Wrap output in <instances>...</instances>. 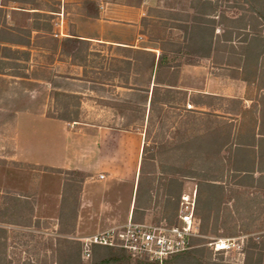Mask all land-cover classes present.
<instances>
[{"label":"crops","instance_id":"crops-1","mask_svg":"<svg viewBox=\"0 0 264 264\" xmlns=\"http://www.w3.org/2000/svg\"><path fill=\"white\" fill-rule=\"evenodd\" d=\"M8 3L9 5L6 6L0 0V12L3 11V15L0 13V27L3 21L8 28L20 27L18 24L22 22L23 25L27 26V29L31 30L30 14L45 13L41 10L19 8L13 1ZM78 3L77 0H61L63 5H61V10L64 5L69 8L65 14L64 9L62 10L66 21H68L69 30L66 33L64 32L60 38L76 37L86 41L89 43L88 52L94 51L91 47L95 44L108 46L111 50L116 49L120 52L117 58L119 63L122 64L129 61L133 65L136 62L135 58L138 53H150L156 57L159 55L158 48L141 45L143 36L140 30L144 17V7L142 5L128 6L109 0L99 1L96 5V17H89L85 9H81L80 12L75 11V8L80 6ZM107 27L118 31L115 34H108ZM41 34H44L43 31L32 29L30 32L31 37L28 38L26 44L0 42L1 48L17 49L25 52L28 56L25 63L11 68L23 67L27 75L33 67H36L35 63H31V58L34 52L39 51H36L37 49L32 46V38L34 35ZM4 60L7 61V59ZM73 67L80 69V71L83 68L78 64L70 65V68ZM213 67L218 68L212 64L211 68L213 69ZM220 68L229 72L226 75L228 79L225 82L222 78L216 77L203 79L204 67L202 64H183L180 66L179 69L185 77V83L181 85L178 75L179 78L173 86L184 94L182 105L184 110L179 112L178 109H174L173 112H167V120L173 116L180 118L182 121L181 125L175 123L173 127H167L168 142L175 143L176 136L172 132L176 134L181 132L182 150L184 152L193 149L205 150L207 142L205 139L201 140V137L212 133L214 134L215 150H233L236 147V141L234 140H236L238 134L241 113L251 110L250 115L255 120L254 150L257 151L259 148L264 150V85L263 89L257 91L254 84L247 86L244 81L233 77L231 67L220 66ZM11 70L0 71V81L6 79V83H12V81L27 82L31 80L29 77L25 78V76L10 73ZM69 76L73 77L72 74ZM75 77L80 78V75H75ZM115 78L117 79V77ZM120 78L121 82L115 84H111L109 81L95 83L96 81L90 79H87L85 83L105 89L112 87L115 91H124L123 93L126 94L129 90L125 88V78ZM70 79L72 81H82L81 79ZM70 79L66 78V80ZM130 79L131 74L127 78L128 87H131L132 81ZM33 81L47 84L46 81ZM153 85L151 81L150 91ZM237 85L239 86L238 95L235 94L234 90ZM53 89L59 90L56 85L53 86ZM87 89V92L90 93L88 97L91 98L89 101L93 104L103 99V97L95 95L94 88L87 87ZM70 93L84 96L79 92ZM24 98V95L17 97L10 96V93H2L0 94V103L11 104ZM13 110L12 113L10 112L8 123H3L6 128H4L5 130L2 129L0 134L3 135L7 148L10 149L5 160L13 164L41 167L43 171L40 175L50 173L58 177L60 187L56 199V213L59 209L62 194L60 189L62 190L64 183L63 172L78 171L85 175L78 198L75 234L91 238L111 229L123 227L129 220H132L134 210L137 212L135 222H147L148 216H150L148 214L154 204L153 199L156 197L159 202L155 209L156 221H158V224L169 225L166 216L163 214L164 200L169 197L172 200L171 197L175 196L173 194H177V192L180 193L179 199L182 195H185L183 193L185 181L181 183L180 180H177L170 183L161 178L155 180H147L146 178L143 180V173L152 174L149 170L151 165L146 170L141 168L142 149L148 136L147 111L140 126L131 124L130 128L122 129L119 127L120 121L123 119L122 116H115L110 112L104 113L111 115L113 121L111 126L104 122H83L80 120L78 122H63L48 117L44 112L31 111L28 107ZM33 124H37L39 128H36ZM40 125H42V128ZM48 125L52 127L48 128ZM156 125L158 127L157 121L151 128L152 131H155V128L157 129ZM53 127L56 129L55 132L51 131ZM224 127L226 131H229V143L223 147L222 129ZM172 135L174 136L173 139L169 137ZM196 138L198 139L196 140ZM36 140L39 146L35 145ZM36 151H38L37 155L35 154ZM156 166L158 164L154 166L155 170L158 171ZM145 167H147V164ZM99 176H102V178H99ZM123 190L130 191L128 202L123 199ZM193 191L196 190H192L190 194ZM120 206L123 208L118 210ZM44 219L50 220L46 217Z\"/></svg>","mask_w":264,"mask_h":264},{"label":"rangeland","instance_id":"rangeland-1","mask_svg":"<svg viewBox=\"0 0 264 264\" xmlns=\"http://www.w3.org/2000/svg\"><path fill=\"white\" fill-rule=\"evenodd\" d=\"M9 1L15 2L16 6L19 8H30L44 11L45 13H32L29 16L31 18L30 29H39L40 31H43L44 34L34 35L32 38V46L39 52H34L31 58V63H35L36 67H33L27 75L23 70V67L11 68L12 66H18V64H23L27 61L28 56L25 52L5 47L10 48L13 52L17 53L15 55L13 53H9V57L3 58L7 52L0 49V71L3 72L6 69H12L10 73H15L31 79L27 82L12 81V83H6V79H3L4 81H0V94L10 93V96H25L24 99L16 100V102L11 104L0 103V134L2 129L6 128L3 123H8L11 113L14 111L13 109H19L22 107H28V109L37 113L44 112L51 118L61 115L72 116L74 115V112H77L80 121L104 122L110 126L113 125L111 115L104 112H110L115 116L118 115L116 109H112L110 105H125V101H127L126 94L123 93L124 91H115L112 87L105 89L96 85L90 86L85 82L87 79H90L99 83L102 81H109L111 84H115L116 82H121L120 77L125 78L126 76L128 78L130 74L131 79H134L132 73L127 75L125 71H122L124 70V65L119 63V59L117 58L120 52L116 49L111 50L108 46L95 44L91 47L94 51L86 53V64L85 67L81 68L82 71L75 67L70 68V65H80V63L61 52L60 44L65 38H60L61 36L54 37V34L59 33V29L55 26L57 23V17L54 16V13L48 12L51 8L57 11H59V9L61 10V0H31V4L22 3L24 0H1V3L8 6ZM85 1L82 0L80 2V0H77L80 6L75 8V11L80 12L81 9H85L87 14H94L98 2L105 0H87L86 2L88 3ZM109 1L123 4L128 3L133 4V6H137V0ZM180 1L182 2L180 3ZM141 5L144 7V17L142 19L144 21L141 24L140 30V33L143 36V43L141 45L156 47L160 53V46H164L167 40H180V33L168 26L170 24L178 23L181 18L183 19L186 11L191 14V11L187 10L188 1L142 0V3L138 6ZM62 8L64 9V14L67 9H69L65 5ZM0 13L3 15V11ZM148 13L152 16L149 17L147 15ZM62 20L61 34H64V32L66 33V31L69 30V25L64 15ZM19 23L20 24L18 25L20 27L8 28L3 21L0 27V42L8 44H26L28 38L31 37V30L27 29V26L23 25L22 22ZM46 28H49V30ZM117 31V29L107 27L108 34H115ZM4 59H7V61ZM177 59L178 57H176V55L169 54V56H167L168 62H172ZM28 62H30V60H28ZM199 64H202L204 67L203 79L216 77L220 79L222 78L223 82L228 79L226 78V75L229 73L228 70L220 67H213L212 69V63L210 60H201L196 65ZM116 68H119L120 70L115 73L110 71L111 69ZM70 74H72L73 77H70ZM75 75H80V78L75 77ZM178 75L181 80V85H183L185 83V77L183 76V73L181 74V69H179ZM115 77H117V79ZM66 78L81 79L82 81H72L71 79L66 80ZM123 78L122 81L124 82ZM131 79L130 81H132ZM143 79L144 78L141 77L142 81ZM33 80H40L41 82L46 81L47 84H45V82L35 83ZM55 85L58 86L59 90L56 91L53 89V86ZM237 86L234 89L236 95L239 94V86ZM87 87L94 88L93 91L95 95L103 97V99H97L98 101L93 104L89 101L91 98L88 97L90 93L89 91L87 92ZM70 92H79L84 96L75 95ZM95 95L93 94V96ZM136 101V99L131 101L132 107H135ZM179 105L180 108L178 110L180 112L184 110V108L182 107V102ZM8 110H10L9 113ZM125 114L127 115L126 117L129 118L126 120V118L122 116L123 119L120 121L119 127H122L125 122L128 123V120L138 126L142 124L140 118L143 114L141 112L126 111ZM181 122L180 118L171 116L168 120L166 118L164 119L165 125L163 128L157 127L156 125L157 129L155 128V131L150 130L147 139L145 140L146 144L144 146H146V150L144 151V156H153L155 160L153 161L154 163L152 161H148L146 163L147 167L143 169H149L148 166L151 165L149 170L153 168L155 173L153 170H151L152 174L149 175L146 172L143 173V180L146 178L147 180H155L156 178L166 180L165 178L169 176V166L181 162L182 164L183 162L189 164V152H187V160H185L183 150L182 152L176 150L171 153L167 151V148L171 149L173 145H179V138L182 134L180 133L178 135L175 132H172L175 136L178 135L179 138L177 137L176 139L178 141L174 140L175 143H172V146H167V142L169 141L167 136V127H173L175 123L181 125ZM34 125L36 128H39L37 124H33V126ZM40 127L42 128V125H40ZM51 127L52 126L48 125V128ZM178 128L180 129L179 126ZM55 130V127L51 129V131L54 132ZM169 137L173 138L174 136L172 135ZM37 143L38 141L36 140L35 145L39 146ZM8 149L9 148H7L6 143H4L3 135H0V229L5 231V236H2V233H0V243L4 244V249L2 246V249H0V257H4L6 261H8V264H41L42 262H51V254L57 246V238H66L73 242H79L83 246V241L88 238H85L81 234H75L74 231L76 229V224L74 231L71 234H61L58 231L59 209L56 213V199L60 187L58 177L50 173L40 175L43 171V168L41 167L8 163V161L5 160L8 155L7 152L10 151V149ZM37 153L38 151L35 152L36 155ZM169 153L171 154V158H168L170 155ZM159 163H161L163 167L160 169L159 166H156L158 170L156 171L153 166ZM157 172L159 173L157 174ZM179 180L181 183L185 181L183 185L184 194H190L192 190H196V180L190 177L180 178ZM226 181V190H236L232 179L226 178ZM60 191L62 193L61 189ZM122 192L123 199L128 202L130 200V191L128 192L127 190H123ZM228 192L226 193L227 195ZM242 193L243 198L251 200L252 202V205L245 208L249 210L245 215L246 219L233 221L232 218L237 217L236 210L234 209V201L225 200L223 206L227 208V216L220 217L219 219V225H221L218 227L220 228L218 235H201L199 231V236L192 238L205 240L204 246L212 249L213 257L216 258L221 256L228 264H243V248L246 240L249 237H252L255 241H258V238L264 234V193L252 191L250 189L244 190ZM156 198L153 199L154 204L151 208L152 210H150V213L148 214L150 215L148 216V221L143 222L145 224H158V221H156L157 218L155 217V209L157 208L159 202ZM122 208L123 207L120 206L118 210ZM238 209L239 212H244V207H240ZM228 214L231 217H229ZM45 217L50 218V220L44 219ZM195 219L199 228V222L196 216ZM134 223L140 222L134 221ZM247 223L250 224L249 234L238 233L233 236L226 235L230 232V230H232V228L237 230L239 228L238 226L241 224L245 225ZM222 224L224 225L223 227H221ZM120 228L122 227H118L116 229ZM217 239L235 240V242L240 246V250L230 249L227 251L215 252L213 247H211V243ZM82 260L85 261L86 259L82 258Z\"/></svg>","mask_w":264,"mask_h":264},{"label":"trees","instance_id":"trees-1","mask_svg":"<svg viewBox=\"0 0 264 264\" xmlns=\"http://www.w3.org/2000/svg\"><path fill=\"white\" fill-rule=\"evenodd\" d=\"M30 1L24 0L22 3L31 4ZM186 1H188L187 10L191 11V14L184 11L183 19L181 18L178 23L168 26L180 33V40H167L164 46H160V53L157 57L154 54L143 52L138 53L133 65L129 61L123 62L124 70L122 71H125L127 75L132 73L135 77L132 79L131 87H128L125 76L124 85L129 90L126 93V104L110 105L112 109H116L118 115L123 116L126 120L129 118L126 117V111L141 112L143 114L140 118L141 122L147 111L148 134L156 121L158 127L163 128L167 112L179 109V104L181 102L183 104V92L176 90L173 86L177 81L179 68L183 64L196 65L201 60H210L214 66L231 67L233 77L244 81L247 86L254 84L257 91L263 89L264 0ZM141 3L142 0H137L136 5ZM125 5L133 6L128 3ZM48 12L58 13L52 8ZM87 15L96 17L95 13ZM147 15L152 16L149 13ZM46 29L49 30V28ZM88 46L89 43L86 41L68 37L61 41L60 49L64 55L85 67ZM0 49L7 52L3 58L9 57V53L14 55L17 53L10 48ZM169 54L176 55L178 59L168 62ZM118 70L120 69L116 68L110 71L115 73ZM141 77L144 78L143 81ZM151 81L154 85L150 91ZM133 99L137 100L135 107L131 105ZM259 102L261 103V100ZM250 114L251 110L241 113L238 134L234 140L236 141L235 149L215 150L214 134L208 133L201 137V140L205 139L207 142L205 150L193 149L189 151V164L181 162L169 166V176L165 178L168 182L173 183L185 177H190L197 182L194 213L199 222L201 235H218L220 229L218 227L221 225H219V219L227 216V208L223 206L225 200L234 201L237 217H233L232 220L238 221L246 219L245 215L249 210L245 208L252 205L251 200L242 197V191L250 189L264 193V150L260 148L257 151L254 150L255 120ZM54 119L63 122L79 121L77 112H74L72 116L61 115ZM131 124L133 122L128 120V123L125 122L121 128L128 129ZM228 132L225 127L222 129L223 147L229 143ZM179 139V145L176 146L172 142H167V146L173 145L171 149L167 148L168 152L176 150L182 152V134ZM145 150L146 146L142 149V170L148 161L155 160L153 156L145 157ZM186 153L185 151L183 154L185 160H187ZM168 158H171V154ZM158 166L160 169L163 167L161 163ZM151 170L155 173L153 168ZM63 175L58 231L61 234H71L76 224L78 198L85 175L78 171H65ZM226 178L232 179L236 190H226ZM173 195L175 196L171 197L172 200L169 197L164 200L163 204V214L169 225H174L176 222L180 193L177 192ZM239 206L244 207V214L239 212ZM136 214L137 212L134 210L132 221H136ZM229 217L231 216L229 215ZM242 225H237L239 230L232 228L226 235L249 234L250 224ZM223 226L222 224L221 227ZM0 233L5 236L4 230L0 229ZM258 239L255 241L249 237L246 240L243 248V264H264V234ZM56 241L57 246L51 254V262H42L41 264H158L146 257L133 258L121 248L96 244L90 245L88 258L83 261L82 244L66 238H57ZM204 243L203 239H190L188 249L169 256L162 264H228L221 256L213 257L212 249L204 246ZM1 246L4 249V244L0 243V249H2ZM0 264H8V261L4 257H0Z\"/></svg>","mask_w":264,"mask_h":264},{"label":"built area","instance_id":"built-area-1","mask_svg":"<svg viewBox=\"0 0 264 264\" xmlns=\"http://www.w3.org/2000/svg\"><path fill=\"white\" fill-rule=\"evenodd\" d=\"M55 26L62 36L63 11L55 14ZM102 178V176H99ZM195 192L182 195L179 201L177 222L174 225L128 223L120 229H111L83 241L82 258L87 259L92 244L117 247L125 250L133 258L146 257L150 261L162 264L169 256L189 248V240L199 236V228L194 216ZM215 252L230 249L240 250L235 240L217 239L211 243Z\"/></svg>","mask_w":264,"mask_h":264}]
</instances>
